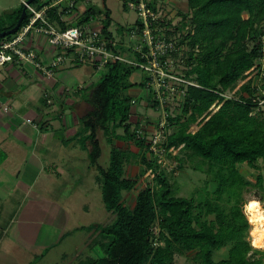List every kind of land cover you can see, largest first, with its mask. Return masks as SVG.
I'll list each match as a JSON object with an SVG mask.
<instances>
[{"label":"trees","instance_id":"obj_1","mask_svg":"<svg viewBox=\"0 0 264 264\" xmlns=\"http://www.w3.org/2000/svg\"><path fill=\"white\" fill-rule=\"evenodd\" d=\"M188 6L189 12L183 17H191L192 31L184 60L189 68L185 76L200 87H188L182 113L168 118L172 134L164 145L169 157L176 151L207 163L214 192L199 200L173 195L167 167L163 168L146 142L137 138L140 122L135 128L130 122L133 100H146L153 109L157 106L153 89L150 98L128 94L141 88L147 96L151 79L135 66L109 64L88 98L92 110L82 121L80 135L85 134L83 146L99 172L102 200L113 220L81 228L92 233L94 244L102 252L101 257L81 264H175L176 256L190 254L193 264H264V252L255 250L248 240L251 224L244 192L252 183L239 169L247 165L258 170L259 161L264 159V114L255 103L259 85L264 89V0H188ZM104 14L105 32L111 37L109 13L92 7L81 23L92 15ZM196 47L199 52L195 53ZM138 72L144 75L141 82L133 80ZM233 90L238 99L227 97ZM184 117L189 118L183 122ZM191 123L199 129L191 132ZM100 131L111 148L107 169L98 164L103 152ZM124 143L142 154L124 149ZM132 160L151 171L154 183L138 190L135 207L130 209L125 193H132L142 178V173L127 175L126 167ZM177 162L179 171L182 165ZM195 169L202 172L203 166ZM256 186L264 191L262 177ZM155 226L160 229L157 238L152 232ZM223 249L225 255L217 260Z\"/></svg>","mask_w":264,"mask_h":264},{"label":"crops","instance_id":"obj_2","mask_svg":"<svg viewBox=\"0 0 264 264\" xmlns=\"http://www.w3.org/2000/svg\"><path fill=\"white\" fill-rule=\"evenodd\" d=\"M28 1L0 0V33L16 27L25 8L23 2ZM54 1L39 0L35 5L41 8ZM127 1L121 0L125 8ZM167 1L179 13L187 14L180 5L189 12L188 0L182 4L179 0ZM92 7L109 13L112 35L118 28L125 32L122 25L113 26L106 0H95L76 10L61 27L82 25ZM50 16L56 19L54 11ZM102 17L105 19V14ZM248 17L244 15L245 19ZM12 36L1 37L0 45ZM27 47L46 64L56 53L42 35L33 36ZM90 67L94 73L96 69L91 65H65L52 77L32 64L11 63L0 68V264L70 263L73 254L66 245L70 244L71 235L84 232L80 227L71 230L69 226L77 204L75 196L84 197L79 206L85 211L94 205L96 198L92 197L101 192L99 172L91 165L83 146L85 134L80 135L82 121L92 110L88 98L95 87ZM81 86L83 90H79ZM144 103L151 109L147 101ZM28 119L33 124H27ZM140 121L152 133L159 120ZM126 145L129 146L124 143V149ZM137 151L142 154L140 149ZM98 164L103 167L100 160Z\"/></svg>","mask_w":264,"mask_h":264},{"label":"built area","instance_id":"obj_3","mask_svg":"<svg viewBox=\"0 0 264 264\" xmlns=\"http://www.w3.org/2000/svg\"><path fill=\"white\" fill-rule=\"evenodd\" d=\"M93 2L95 0H56L41 8L23 2L27 9L26 20L11 39L0 45V68L11 63L32 64L47 77L54 76L65 65H91L101 71L109 64L126 63L141 69L151 79L147 86V97L150 98V90L153 89V100L157 103L154 110L159 111L161 116L152 133L145 130L144 122L140 121L137 138L144 140L150 154L159 163H163L168 158L164 144L172 134L168 128L171 106L178 99L183 111L187 88L200 87L192 78H187L185 72L179 71L183 70L179 69L182 66L184 71L189 70L184 60L189 51L188 35L192 31V21L182 17L180 22H173L166 8L167 0H128L127 9L134 11L138 18L133 26L125 29L120 38L113 35L109 37L105 32L104 18L94 15L80 26L61 27L67 16ZM53 11L56 19L50 16ZM35 35L47 37L49 44L56 50L48 64L40 60L38 53L27 47L28 41ZM193 51L199 52V47ZM261 75L264 76V69ZM259 87L255 103L258 111L264 114V89L261 85ZM79 90H83V87H79ZM48 103L52 104V101L48 100ZM136 104V100H133L132 105ZM26 123L33 124V121L28 119ZM177 167L175 163L170 166V171L176 172ZM152 232L157 238L159 227L155 226Z\"/></svg>","mask_w":264,"mask_h":264},{"label":"rangeland","instance_id":"obj_4","mask_svg":"<svg viewBox=\"0 0 264 264\" xmlns=\"http://www.w3.org/2000/svg\"><path fill=\"white\" fill-rule=\"evenodd\" d=\"M179 2H180L179 4H182V2H185V0H179ZM106 3H107V8L111 10L112 17L114 20L113 26L115 28L117 26L122 25L126 29L129 26H133L134 23L137 21L138 18L137 14L132 10H127L125 8L124 2H121V0H106ZM166 8L167 11H170L169 17L173 19V22L177 23L178 21L179 22L181 21V18L184 16V14H181V12L179 13L178 10L174 7V5L170 3V1L167 2ZM180 8L183 11V13H188V11L184 10V6L180 5ZM173 31L175 32V35L178 36L177 31L174 29ZM123 35L124 32H122L119 28L116 29V32H113V36H116L117 38H120ZM90 68L91 69H89V72L90 73L92 72L94 76L91 78V80L94 78L93 80L94 87H96L100 83L106 70L105 69L101 71L94 70L93 73L92 67ZM179 69H183V70H179L180 73L186 72L184 71L185 70L184 66H182ZM143 79H144V75L142 72H138L133 78L134 81H138V82H141ZM240 84L241 83L238 84L235 90L239 88ZM235 90L229 91V93H227V97L238 99L240 96L238 93H236L237 91ZM128 94L137 99L139 97H142V95L145 96L141 88H134L130 90ZM145 101L146 100H142L139 102L137 100V104L133 105L132 117L130 122L134 128L135 126L138 125L139 119L141 118H156L157 120H159V117L161 116V113L159 111H155L153 108L148 109L147 107H145V103H144ZM149 107L151 106L149 105ZM262 107H263L262 110H264V106ZM181 108L182 107L179 106L178 99L174 100L173 105L171 106V112H172L171 118H175L176 116L180 115L182 113ZM188 118L189 117H184L182 121L184 122L188 120ZM175 125L171 126L172 131L175 130ZM198 129L199 127L195 123H191L190 125L191 132H195ZM119 133L120 134L123 133V130H119ZM98 139L100 140L103 148V155L102 158L100 159L101 165L103 166V168H108L111 148L108 146L101 131L98 133ZM125 148L131 149L135 153L138 152L135 147L130 145L129 146L126 145ZM173 156H175L176 158L174 157L175 158L174 159ZM177 160L181 161L180 164L182 165V167L181 169H179V171L172 173V171H170V166H174ZM178 165L179 164H177V166ZM200 165L203 166L202 172L201 171L199 172L195 169ZM162 167L163 168L167 167L166 169L168 170L167 177L169 179L170 185L173 190V195L175 197L194 198L196 200H199L201 197H205L207 193L214 192L215 182L213 180V177L210 174H208V164L202 163V160L199 158L189 157L188 153H178L175 151V153L172 154V157L168 156L165 162H163ZM258 167H259L258 170H254L247 165H243V166H239V169L241 173L245 176V178L252 183V185L247 187L244 192V200L247 203L246 215L248 216L249 223L251 224L250 237L248 238V240L251 242V245L255 250L264 252V248L257 249L253 246L254 239L252 236V232L258 226L253 224L250 216L247 213V208L251 203H256L258 207L262 211H264V191L261 190L258 186H256L259 177L263 178V186H264V159L259 161ZM126 169H127V175L130 177L140 176L142 173V178L136 189L132 193H125V200L127 201V204L130 209H133L135 207L138 190L144 189L147 186V184H153L154 176L151 173V171L147 169L146 166L142 164H136L134 160H132V162L127 165ZM95 171L98 173L96 169ZM93 198H96V201H94V205L93 206L90 205L87 208V210L84 211V208L79 206L82 200H84V197L81 195L75 196V200L77 204L70 216L69 226L71 230L76 227H80V228L90 227L95 224H106L112 222L113 216L109 214L104 208V204L102 200V192L99 191V195L95 197L93 196L92 199ZM211 219H213V217H211ZM260 230L264 233V228L261 227ZM71 238L72 239L70 240V244L66 245L68 248L67 251L70 254H73L70 257L69 264H78L79 262L85 261L89 258H98L102 256L101 249L97 247L93 242L94 238L92 233L77 232L71 235ZM224 255H225V249H223L216 255V259L219 260ZM191 257L192 254L188 256H176L175 264H193L191 261Z\"/></svg>","mask_w":264,"mask_h":264},{"label":"bare ground","instance_id":"obj_5","mask_svg":"<svg viewBox=\"0 0 264 264\" xmlns=\"http://www.w3.org/2000/svg\"><path fill=\"white\" fill-rule=\"evenodd\" d=\"M247 213L250 216L253 224L258 226L252 232L254 239L253 246L257 249H263L264 233L260 230V228H264V211H262L256 203H251L247 208Z\"/></svg>","mask_w":264,"mask_h":264},{"label":"water","instance_id":"obj_6","mask_svg":"<svg viewBox=\"0 0 264 264\" xmlns=\"http://www.w3.org/2000/svg\"><path fill=\"white\" fill-rule=\"evenodd\" d=\"M35 1L37 0H29L27 3L28 4H33ZM27 16V9L24 8L23 12H22V15H21V18L19 19L16 27L8 32H5V33H0V38L1 37H6V36H11V35H14L15 33L18 32V30L20 29L22 23L24 22L25 18Z\"/></svg>","mask_w":264,"mask_h":264}]
</instances>
